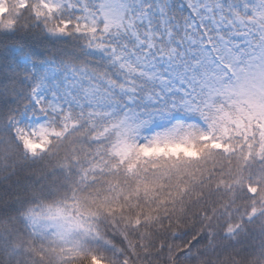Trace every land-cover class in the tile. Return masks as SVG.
Returning a JSON list of instances; mask_svg holds the SVG:
<instances>
[{
	"label": "snow or ice",
	"instance_id": "snow-or-ice-1",
	"mask_svg": "<svg viewBox=\"0 0 264 264\" xmlns=\"http://www.w3.org/2000/svg\"><path fill=\"white\" fill-rule=\"evenodd\" d=\"M0 264H264V0H0Z\"/></svg>",
	"mask_w": 264,
	"mask_h": 264
}]
</instances>
